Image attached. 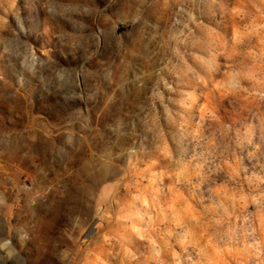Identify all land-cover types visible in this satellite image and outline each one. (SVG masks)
<instances>
[{
    "label": "rangeland",
    "instance_id": "rangeland-1",
    "mask_svg": "<svg viewBox=\"0 0 264 264\" xmlns=\"http://www.w3.org/2000/svg\"><path fill=\"white\" fill-rule=\"evenodd\" d=\"M0 264H264V0H0Z\"/></svg>",
    "mask_w": 264,
    "mask_h": 264
}]
</instances>
